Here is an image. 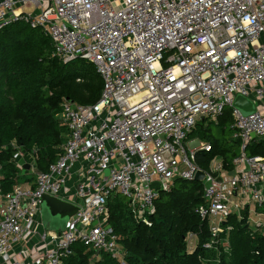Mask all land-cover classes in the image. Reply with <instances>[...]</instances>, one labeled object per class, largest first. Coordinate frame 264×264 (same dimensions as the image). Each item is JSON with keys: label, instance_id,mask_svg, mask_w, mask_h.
<instances>
[{"label": "built area", "instance_id": "built-area-1", "mask_svg": "<svg viewBox=\"0 0 264 264\" xmlns=\"http://www.w3.org/2000/svg\"><path fill=\"white\" fill-rule=\"evenodd\" d=\"M19 20L41 29L60 61L93 63L102 89L91 104L62 99L66 140L45 171L33 153L15 154L34 179L0 193V264H62L76 241L127 264L108 227L109 198L124 197L133 218L150 225L158 192L193 180L196 151L211 150L199 139L189 144L188 134L226 108L241 151L232 173L220 157L204 171V204L195 209L211 233L204 246L217 245L221 224L250 205L248 224L264 233V154L245 152L264 138V0H0V30ZM236 95L255 111L232 107ZM44 194L78 206L60 232L41 221Z\"/></svg>", "mask_w": 264, "mask_h": 264}, {"label": "trees", "instance_id": "trees-1", "mask_svg": "<svg viewBox=\"0 0 264 264\" xmlns=\"http://www.w3.org/2000/svg\"><path fill=\"white\" fill-rule=\"evenodd\" d=\"M52 51L51 39L21 20L0 30L1 194L22 185L21 178L26 176L16 163L19 149L34 154L39 171H45L61 154L67 134L59 118L64 97L81 104L99 98L102 79L94 64L82 58L62 62ZM230 111L224 109L216 123L230 127ZM212 121L203 117L188 134L211 144L210 151H196L197 163L207 171L210 161L218 156L223 168L230 171L239 152L208 135ZM247 147L250 155L264 154V139L255 138ZM202 204V182L177 178L169 191L158 192L155 210L148 215L150 225L136 221L125 198L118 194L108 200V225L118 235L127 264H264V233L248 224V207L240 217L230 215L221 224L225 231L219 234L220 242L206 248L204 244L211 239L208 221L195 211ZM188 233L194 235L192 249ZM222 241L228 242L227 249ZM70 251L62 264H118L108 253L94 251L79 241L71 244Z\"/></svg>", "mask_w": 264, "mask_h": 264}, {"label": "water", "instance_id": "water-1", "mask_svg": "<svg viewBox=\"0 0 264 264\" xmlns=\"http://www.w3.org/2000/svg\"><path fill=\"white\" fill-rule=\"evenodd\" d=\"M232 107L238 109L242 114H250L255 111V105L247 97L236 95ZM253 137V136H252ZM25 169H29V163H25L23 166ZM108 173V170L105 171ZM232 173V171H230ZM205 177V172L199 169L194 179L195 181H201ZM152 186L157 189L158 183L153 182ZM264 192V189H263ZM108 206V205H107ZM78 210V206L60 198L44 194L40 203L41 221L44 228L47 230L62 231L65 227L69 217ZM109 227V225H108Z\"/></svg>", "mask_w": 264, "mask_h": 264}, {"label": "rangeland", "instance_id": "rangeland-1", "mask_svg": "<svg viewBox=\"0 0 264 264\" xmlns=\"http://www.w3.org/2000/svg\"><path fill=\"white\" fill-rule=\"evenodd\" d=\"M207 119H209V118H207ZM216 122H217V119L212 121L211 125L209 126V130L207 132L208 135L211 138H214L218 142V144H220L222 146H226L231 150L240 152L241 151L240 141H238V138L233 136V131L231 130L229 125L225 124V126H222L220 124H217ZM192 138H194V137H191V139ZM246 153L249 154V147H247ZM27 160H28V162L30 161L28 158H27ZM21 162H22V164L24 163L23 160H21ZM29 176H33L31 171L29 172L28 175L21 178L22 185H25V183L30 182L31 178H29ZM249 207H250L249 208L250 214L248 215V217H249L248 219H249V224L251 225L254 223L253 220L255 219V215H253V213H252V210L254 207L252 205H250Z\"/></svg>", "mask_w": 264, "mask_h": 264}, {"label": "crops", "instance_id": "crops-1", "mask_svg": "<svg viewBox=\"0 0 264 264\" xmlns=\"http://www.w3.org/2000/svg\"><path fill=\"white\" fill-rule=\"evenodd\" d=\"M197 138L196 137H194V138H192L191 139V137H188V143L189 144H196V142H197ZM25 175H28L29 174V172L27 171V170H25L24 169V172H23ZM30 183H32V181H30L29 183H25V185H29Z\"/></svg>", "mask_w": 264, "mask_h": 264}]
</instances>
